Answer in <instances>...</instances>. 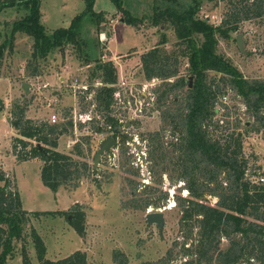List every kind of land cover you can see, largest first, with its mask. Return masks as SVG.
<instances>
[{"label":"rangeland","instance_id":"rangeland-1","mask_svg":"<svg viewBox=\"0 0 264 264\" xmlns=\"http://www.w3.org/2000/svg\"><path fill=\"white\" fill-rule=\"evenodd\" d=\"M192 3V0H123V7L138 18L135 26L124 21L123 11L112 0H95L93 9L103 12V16L84 17L80 35L86 44H65L53 49L46 58L37 55L32 36L12 33L13 23L23 18L27 10L14 6L0 12V47L4 48L0 63V170L9 180V188L20 193L23 210L29 212L25 215L24 235L15 241L14 257L8 264H25V254L31 264H41L33 229L43 238L46 257L52 260L78 250L87 254L88 264H184L196 258L184 253V248L197 246L200 229L199 226L191 229L181 220L183 208L179 198L190 195L185 180L178 179L179 169L174 164L178 154L171 143L177 142L179 134L164 115L176 114L186 105L194 83L190 66L192 47L177 19L165 14L158 25L153 24V17L160 10L171 7L182 12ZM86 6V0H41V21L51 34L60 27H69ZM233 6L231 0H202L196 17L226 31L215 32L214 50L218 55L237 67L248 81H264V15L252 14L235 22L238 28L230 30L229 26L234 24L225 20L233 19ZM190 38L197 47H202L206 40L198 31ZM155 48L159 62L156 68H177L175 74L148 77L145 56ZM108 62L113 63L117 76L116 83L109 84L116 88L110 108L122 122L120 134H127L128 138L125 143L118 139L112 153H105L95 164L94 156L101 141L111 135L105 123L106 103L96 96L98 89L106 86L99 65ZM204 74L206 84L224 92L218 93L213 121L225 120L230 123L229 131L242 133L248 175L251 180H258V175L250 173L257 170L264 178V125L237 94L229 75L210 67ZM179 82L183 83L181 87L159 101L168 85ZM15 103L27 104V116L36 120L60 124L73 118L74 128L59 137L58 150L89 162V176L83 177L79 185L72 182L53 191L42 181L39 159L17 161L12 153L13 138L17 135L11 124ZM54 115L55 122L51 121ZM97 125L103 131H95ZM206 126L213 129L208 123ZM156 133L160 141L154 142L150 136ZM77 142L81 143L85 158L74 153ZM157 142H162L163 152L167 153L163 161L150 157ZM6 181L0 180V186ZM163 193L167 197L159 200ZM135 195L154 200L158 205L136 209L132 205ZM204 199L211 204L218 201L212 195ZM159 210L165 214L162 229L156 223L150 224L146 217L148 212ZM35 211L65 213L38 217L33 214ZM76 211L85 214L84 236L67 216L73 218ZM229 242L223 237L220 247L226 249Z\"/></svg>","mask_w":264,"mask_h":264},{"label":"trees","instance_id":"trees-1","mask_svg":"<svg viewBox=\"0 0 264 264\" xmlns=\"http://www.w3.org/2000/svg\"><path fill=\"white\" fill-rule=\"evenodd\" d=\"M112 1L123 11L124 21L131 25H138V18L123 7V0ZM200 1L202 0H192V5L182 12L167 7L153 17L154 25H158L159 19L165 14L177 19L179 28L183 30L192 47L190 66L194 83L187 94L186 105L184 108H179L176 114H170V112L164 114L165 118L170 119L173 124L175 133L179 134L177 142L171 143L172 149L178 154L174 164L179 169L178 179L185 180V186L190 195L189 198H179V204L183 208L181 220L191 229L194 226H199L200 229L197 246L194 249L184 248L186 255H196V258L187 260L184 264H201L203 261L208 264H242L244 262L264 264V178L257 170L250 173L258 175V180H251L248 175V159L243 155L242 133H236L235 130L229 131L230 123L225 120L213 121L218 93L224 92L220 87L213 88V85L204 82V71L210 67L229 75L233 88L244 99L248 109L253 111V115L261 125H264L262 114L264 81L258 79L248 81L237 67L215 52L214 35L216 30L222 29L196 17ZM250 1L231 0L234 4L233 19L225 20L234 24L229 26L230 30H236L238 26L235 22L249 18L252 14L253 17L264 15V0H252V3H249ZM86 2V9L74 17L69 27H60L51 34L47 33L41 21V0H2L0 12L9 7H24L27 14L13 23L12 33L23 32L32 36L37 55L46 58L53 49L65 44H86V40L80 35L84 17L90 15L101 19L103 16V12H96L93 9L95 0H86ZM194 31L201 32L205 36L206 40L202 47H197L194 40L190 38ZM156 52L157 48L145 56L148 77L151 78L155 74L169 77L175 74L177 68L171 70L156 68L159 65ZM3 57L4 48L0 47V63ZM99 69L103 72L101 76L106 86L100 87L96 96L100 102L106 103L105 123L113 136L119 137L120 141L125 143L128 135L120 134L119 128L122 122L119 117L112 114L110 108L116 88L109 84L117 81L116 69L112 62L100 63ZM182 84L179 82L168 85L161 93L159 101L165 100L173 89L181 87ZM27 106V104L15 103L11 111V124L17 130L12 144L16 159L20 162L39 159L42 162V181L53 191L72 182H75L74 186L79 185L83 177L89 176L91 168L89 162L58 150L59 137L69 134L74 128L73 118L60 124L36 120L27 116ZM206 123L213 129L207 127ZM235 126L236 128L239 126V121ZM96 128L95 131H103L100 125ZM150 140L160 141L159 133L152 134ZM163 148L162 142H157L150 157L163 161L167 158ZM74 153L78 157L85 158L86 154L80 142L75 144ZM221 175L224 177L221 178ZM0 180H7L1 170ZM130 181L134 182L131 179ZM9 184L8 180L4 186H0V264H8V260L14 257L15 241L23 237L25 215L29 213L22 208L20 193L13 192ZM146 187L151 188L150 191H152L150 185ZM207 195L217 197V203H208L204 199ZM166 197L167 193H163L158 199ZM132 203L136 209H146L153 204L158 205V202L154 200L140 199L136 195L132 198ZM62 213L65 212H33L38 217L42 214L56 216ZM67 216L76 231L84 236V212L76 211L73 218H70L69 214ZM33 235L41 264H88L87 254L81 250L58 260L47 258V247L43 238L35 229H33ZM223 237L230 240L226 249L220 247ZM24 261L25 264H31L27 254L24 256Z\"/></svg>","mask_w":264,"mask_h":264},{"label":"water","instance_id":"water-1","mask_svg":"<svg viewBox=\"0 0 264 264\" xmlns=\"http://www.w3.org/2000/svg\"><path fill=\"white\" fill-rule=\"evenodd\" d=\"M240 42V40H239ZM241 43V42H240ZM190 85H192V79H190ZM117 144V139L113 135H107L100 143V146L98 150L95 153L94 156V162L95 164H99L102 156L105 153H112L113 147ZM147 220L150 224L156 223L161 229L163 228L165 224V214L163 211H152L148 212L146 215Z\"/></svg>","mask_w":264,"mask_h":264},{"label":"built area","instance_id":"built-area-1","mask_svg":"<svg viewBox=\"0 0 264 264\" xmlns=\"http://www.w3.org/2000/svg\"><path fill=\"white\" fill-rule=\"evenodd\" d=\"M224 98L225 99H227V95L226 94H224ZM57 119H56V115H54L53 117H52V119H51V121H56ZM263 180V179H262Z\"/></svg>","mask_w":264,"mask_h":264},{"label":"flooded vegetation","instance_id":"flooded-vegetation-1","mask_svg":"<svg viewBox=\"0 0 264 264\" xmlns=\"http://www.w3.org/2000/svg\"><path fill=\"white\" fill-rule=\"evenodd\" d=\"M111 135H113L112 134V132H111ZM115 137V136H114ZM116 139H117V144H118V139H120L119 137H115ZM117 144L113 147V148H115L116 146H117ZM100 146V145H99ZM110 154V153H109Z\"/></svg>","mask_w":264,"mask_h":264},{"label":"crops","instance_id":"crops-1","mask_svg":"<svg viewBox=\"0 0 264 264\" xmlns=\"http://www.w3.org/2000/svg\"><path fill=\"white\" fill-rule=\"evenodd\" d=\"M13 153V152H12ZM13 155H14V153H13ZM15 156V155H14ZM15 158H16V156H15ZM18 161V160H17ZM20 162V161H19ZM25 162V161H24Z\"/></svg>","mask_w":264,"mask_h":264}]
</instances>
